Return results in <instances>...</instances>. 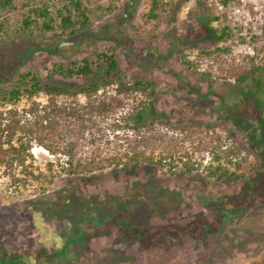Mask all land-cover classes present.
I'll return each instance as SVG.
<instances>
[{"label": "rangeland", "instance_id": "1", "mask_svg": "<svg viewBox=\"0 0 264 264\" xmlns=\"http://www.w3.org/2000/svg\"><path fill=\"white\" fill-rule=\"evenodd\" d=\"M150 1L111 0L112 13L72 39L11 36L0 42V86L33 69L46 84L84 88L90 83L87 79L49 77L52 63L112 47L126 80H151L163 89L153 100L158 120L177 127H213L215 134L240 145L249 154L241 164L245 178L223 185L206 180L200 170L185 177L158 167L122 164L84 175L58 174V163L65 157L51 155L33 142L25 159L31 171L58 175L52 183L44 179L14 184L0 166V258L26 247L25 264H264V61L258 62L263 68L246 77L235 79L232 74L233 68L240 71L241 60L253 47H264V0H177L166 19L145 24L141 17ZM212 29H224L226 39L215 45ZM252 35L262 37L253 46ZM215 47L220 51L200 54ZM183 55L192 68L182 64ZM77 99L84 103L83 97ZM140 101V95L132 96L114 112L94 118L104 128L93 131L103 138L100 155L124 148L119 139L126 123L149 118L146 104L134 111ZM36 103L46 105L47 99L40 96ZM16 108L25 110L28 103ZM166 130L174 140L181 139L178 131ZM184 150L193 149L186 144ZM207 161L205 156L202 165ZM19 169L17 177H22ZM236 202L238 209L222 216L215 232L207 231L194 242H177V228L187 227L199 214L216 217ZM122 204L127 223L135 228H167L166 243L144 253L136 244H117L114 222L98 229L103 225L98 214L112 217Z\"/></svg>", "mask_w": 264, "mask_h": 264}, {"label": "trees", "instance_id": "2", "mask_svg": "<svg viewBox=\"0 0 264 264\" xmlns=\"http://www.w3.org/2000/svg\"><path fill=\"white\" fill-rule=\"evenodd\" d=\"M103 1L62 0L55 4L52 0H0V42L9 41L11 36L72 39L89 31L95 21L112 13L114 9L111 0H108L107 5ZM176 1L151 0L142 20L145 24L161 22L175 7ZM209 21L207 19V23ZM212 36L215 45L227 37L224 29H212ZM261 38L252 35L249 43L253 46ZM219 51L215 47L200 54L209 56ZM184 58L185 55L182 56V64L187 69L192 68ZM260 61H264V47L261 45L253 47L252 53L244 55L240 71L233 68V76L239 79L259 71L263 68L258 63ZM48 76H56L64 81L87 79L90 83L80 89L52 86L44 82L39 71L27 69L18 73L10 84L0 86V166L4 167L12 183L26 185L44 179L52 183L58 174L84 175L103 170L106 166L116 168L120 164L127 168L158 167L171 175L185 177L200 170L206 180L223 185L235 184L245 178L241 164L245 163L249 154L240 145L229 143L228 138L218 136L213 127L198 124L177 127L158 120L153 100L163 89L151 80H126L118 69L114 48L106 47L75 60L55 61ZM135 95H140L142 101L133 107L134 111L138 106L146 104L149 118L139 123H126L125 135L119 139L124 148L100 155L99 144L103 138H97L93 131L103 132L104 128L102 122H94V118L114 112L115 108L122 107L124 101ZM40 96L47 99L46 105L36 103ZM79 96L84 98V103L78 102ZM21 102L28 103V108L19 111L16 106ZM7 105L10 108L3 109ZM115 127L119 128V125ZM166 128L178 131L181 139L174 140L172 131V135H169ZM33 142L51 155L65 157V161L58 163L60 170L57 175L55 171L49 177L44 173L35 174L25 163ZM186 144L192 146V153L184 150ZM205 156L208 161L202 165ZM52 167L49 163L50 173ZM18 168L22 177H17ZM250 202L241 206L243 211ZM238 205L234 203L229 211L219 210L213 218L205 214L197 215L187 227L177 228V242H194L200 240L207 231L215 232L221 224L222 216L234 213ZM119 206L121 211L112 217L101 218L98 214L103 223L98 229L106 226L107 221L116 225L115 238L118 245L127 241V246L136 244V250L145 253L156 244L166 243V237L170 236L167 228L161 227L154 231L135 228L127 223L126 213L122 211L123 204ZM87 234L91 235L92 232ZM28 252L25 247L20 253H4L0 264H25L23 259Z\"/></svg>", "mask_w": 264, "mask_h": 264}]
</instances>
